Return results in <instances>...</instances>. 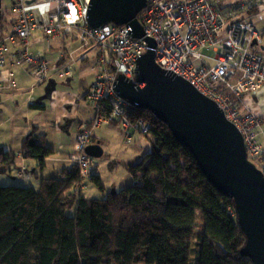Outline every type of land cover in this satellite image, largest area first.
<instances>
[{
	"label": "trees",
	"instance_id": "trees-1",
	"mask_svg": "<svg viewBox=\"0 0 264 264\" xmlns=\"http://www.w3.org/2000/svg\"><path fill=\"white\" fill-rule=\"evenodd\" d=\"M127 115L150 124V151L127 167L132 185L86 199L74 165L39 179L36 189L0 185V264H252L239 254L244 237L227 213L232 202L166 124L146 110ZM35 134L21 153L42 169L53 151ZM13 164V153H0L1 166ZM89 182L105 191L97 175Z\"/></svg>",
	"mask_w": 264,
	"mask_h": 264
},
{
	"label": "built area",
	"instance_id": "built-area-1",
	"mask_svg": "<svg viewBox=\"0 0 264 264\" xmlns=\"http://www.w3.org/2000/svg\"><path fill=\"white\" fill-rule=\"evenodd\" d=\"M88 1L12 0L11 30L0 36V91L14 86V66L27 67L34 84L45 81L56 69L45 57L30 53V37L35 31H40L47 41L66 34L74 36L81 48L95 46L96 72L85 99L95 109L96 116L89 124L78 126L70 156V162L79 170L76 189L80 191L86 188L95 169V159L85 152L98 140L94 129L116 124L125 143L130 144L133 133L145 135L150 127L142 118L130 120L127 112L132 106L114 90L117 75L134 78L135 61L147 50V45L143 39L133 38L126 26L108 24L91 29L86 22ZM219 1L146 0L137 21L144 36L154 41L156 65L185 80L215 103L240 133L248 160L264 176V150L257 141L260 120L253 113L241 114L238 108L246 93L264 83V56L254 51L255 46L262 44V37L250 21L226 24L217 8ZM245 8L251 5L237 6V10ZM13 44L17 45V51L12 55ZM203 50L211 51L213 56L204 55ZM9 55L13 61L7 64ZM75 68L76 62L70 56L57 67V76L71 78ZM17 177L24 178V170L18 171ZM226 210L229 215H235L233 207Z\"/></svg>",
	"mask_w": 264,
	"mask_h": 264
},
{
	"label": "crops",
	"instance_id": "crops-1",
	"mask_svg": "<svg viewBox=\"0 0 264 264\" xmlns=\"http://www.w3.org/2000/svg\"><path fill=\"white\" fill-rule=\"evenodd\" d=\"M244 3H249L251 8L237 10V6ZM11 8L12 0L9 10L4 14L0 3V36L11 30ZM217 8L226 24L240 20L253 23L262 37V44L255 46L254 51L264 56V0H220ZM30 43V53L45 57L56 69L50 72L45 81L34 84L27 67L14 66V86L0 91V153L14 154V164L9 169L0 165V185L36 189L39 179L53 177L57 172L72 166L70 156L78 126L82 123L89 124L96 116L95 109L85 99V92L96 72L97 51L94 45L81 48L80 42L74 36L66 34L47 41L40 31H35L30 37ZM16 51L17 45L13 44L12 55ZM12 55L8 56L7 64L12 63ZM70 56L76 62L74 74L68 79L59 78L57 67ZM238 108L241 114L253 113L259 118L257 141L264 150V83L257 90L246 93ZM32 128H36L35 135L42 138L45 146L53 151V154L45 159L42 169L36 168L35 161L24 159L21 153V144ZM93 133L98 138L96 143L98 142L102 149L101 159L108 161V165L110 162L116 161L118 164L121 161L119 165H122L124 170L117 176V185L121 188L132 185L133 183H129L127 167L141 159L139 156L126 162L119 159V155L123 156L121 153H124L125 143L119 126H101L94 129ZM95 163L93 174L102 182L97 174V162ZM20 170H24V178L17 177ZM111 171L118 173L115 169ZM17 181L23 184L20 185ZM86 190H82V196L93 199L85 197Z\"/></svg>",
	"mask_w": 264,
	"mask_h": 264
},
{
	"label": "water",
	"instance_id": "water-1",
	"mask_svg": "<svg viewBox=\"0 0 264 264\" xmlns=\"http://www.w3.org/2000/svg\"><path fill=\"white\" fill-rule=\"evenodd\" d=\"M145 6L146 0L88 1L86 22L91 29L108 24L126 26L133 38L143 39L147 45L135 61L134 78L117 75L114 90L133 108L146 110L167 125L207 182L232 202L244 237L239 254L252 264H264V176L248 160L240 133L215 103L156 65L154 41L144 36L137 21ZM85 152L95 160L102 157L98 142Z\"/></svg>",
	"mask_w": 264,
	"mask_h": 264
},
{
	"label": "rangeland",
	"instance_id": "rangeland-1",
	"mask_svg": "<svg viewBox=\"0 0 264 264\" xmlns=\"http://www.w3.org/2000/svg\"><path fill=\"white\" fill-rule=\"evenodd\" d=\"M1 3V11L6 14V12L9 10L10 7V0H0ZM202 53L204 55H207L209 57L213 56V53L208 50H203ZM132 144H125L124 141V153H121L123 155L122 157L119 155V159L122 160L123 162H126L127 160H134V157L139 156L140 159L143 155L148 153L150 151V145L145 138L144 135L138 134V133H133L132 136ZM126 152V153H125ZM97 162V174L100 175L102 179V184L105 188V191L102 193L99 191V189L91 182H88L86 185V191H85V197L88 198H93V199H101L105 197L106 192H112V191H117L121 187H119L116 183L117 176H119L120 173L123 172L124 168L122 165H119L120 162H110L108 165V161H105L104 159H96ZM118 170V173L115 174L114 171L110 172V170ZM130 182L129 183H134L133 179L131 176H129ZM18 184L22 185L23 183L18 182ZM117 187V188H114ZM69 215H71V212H68Z\"/></svg>",
	"mask_w": 264,
	"mask_h": 264
}]
</instances>
